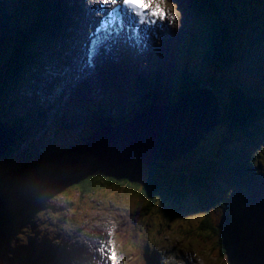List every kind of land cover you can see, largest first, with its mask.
<instances>
[{
	"label": "rangeland",
	"instance_id": "obj_1",
	"mask_svg": "<svg viewBox=\"0 0 264 264\" xmlns=\"http://www.w3.org/2000/svg\"><path fill=\"white\" fill-rule=\"evenodd\" d=\"M72 1L78 2L77 0ZM160 1L169 5L173 11L175 10L176 13L178 12L180 14L181 8L179 3L188 0ZM249 1L251 4L259 3L258 0ZM84 2L90 4L91 0H85ZM235 5V0H224L223 5H221L223 9L217 7L215 3L216 9L219 10L218 16L212 17L210 15H202L200 18L193 17L192 20L194 21L190 22L192 29L188 35V38H196V40L191 43L190 49L192 51L200 52L201 50L204 51L207 46L205 43L208 42V33L216 29L214 23L216 20L221 21V25L224 26L223 19H225L229 31L240 27L239 35H237L236 39L232 40L229 45L232 48L236 47L237 52L239 53H237V56L239 55L238 60L227 65V68L225 69L224 73L226 75V80L229 83L226 81L223 83L222 72H218L216 67L200 69L201 72L199 77H202L203 79L209 78L210 76L217 77L218 81L214 83V86L221 99L219 103L216 102V111L218 112L219 109L218 114L220 119L221 116H224L223 110L225 109V102L229 100V96L231 95V88L236 85V83L232 84L230 82H233L234 80L236 81V77L243 78L244 76V78H246L249 76L251 79H254V77L258 78L259 75L255 76L257 73L261 72L258 67H261L263 70L262 78H264V58H262L264 57V26L261 25L262 23H258L255 28H253V21L246 16L247 12L243 9L238 10L235 15L232 12V10L235 9ZM79 13H81L80 10L77 13L78 17L82 15ZM78 17L75 18V20H77V25L70 26L68 29L71 31V29L76 28L74 40L65 44H61L59 41L57 44L59 45L58 51L60 52V55H55L54 58L47 57L48 64H46V68L43 67V65L38 66L40 72L38 69L30 70L28 73L29 75L34 73V75L28 77L31 84L20 86L16 89L18 92L8 89L6 90V93L3 94V97L0 98V109L2 111L0 120L8 125H12L16 121L13 119V116H10L9 114L5 115L8 113V110L4 109L3 102L8 104L11 100H15L14 102H11L12 104L9 111L19 110L22 107V101L24 98L27 100L30 107L35 103H38L47 109V117L42 119L39 128L40 130L35 131L32 129L31 131H25L22 129L20 133H18L19 135H17L18 140L16 145L12 148H8L6 151L9 156L0 158V175L2 172H5V169L10 167H19V169H21V166L26 167V171L21 176H18L15 181L10 183V187L6 186L5 188L10 194V202L7 204V210L15 213L12 222L7 223V225L0 224V257L1 259H4L7 264H48L47 257L41 258V254L46 245L49 246V253L53 256V263L49 264L73 263L76 258L75 264H98V259L102 257L105 245L108 247L110 246V243L115 245L112 238L108 239L107 236L111 233L110 229L116 227V215H118V213H126L131 207L140 205L139 201L137 203H135L136 200L133 202L132 197L134 196L124 190L112 191V189L109 190L103 187L82 195L76 187L71 185H59V182H62L65 179L80 177L81 173H83V171L89 166H92V163L97 160L96 157L88 155L87 152L76 153L68 151L70 150L69 146L73 145L72 143H75L72 142V138H70H74L75 136H72L71 132L67 133L68 130L64 131L60 128L62 131L57 133V128L54 127L52 133H48L47 131L48 127L53 126L54 121H61L60 112L66 107H71L70 103L73 101L71 95L76 88L77 76L73 77V90L69 95H63L61 90L64 88V84H69L71 82L66 76L67 72H70L72 75V72L80 69L82 72L90 75L92 70L97 67L96 65L95 67L88 59L89 56L87 55V49L83 52L76 51L78 48L77 46H79L78 40L81 36V31L78 28L80 24ZM180 22H182V19ZM93 25L94 24L91 23V29ZM78 29L79 33H77ZM179 31H181L180 26H178L177 29V32ZM71 32L73 33L74 30ZM123 34L120 36L123 37ZM66 38V36L62 37L61 41H65ZM113 40L115 44L110 42V45L107 46L108 49H116L118 47L119 41L116 38H113ZM132 47L133 46L130 45V43L128 46L126 45V49H132ZM106 54L107 52L104 51L103 55H98V57H96V63L102 64V62L105 61ZM46 55L49 56L48 51L46 52ZM56 63H61L60 69H57L56 65H54ZM181 68L182 66L175 64L170 77L174 78L175 74L177 76V71L181 72ZM214 72H216V75ZM195 73L196 72L193 74ZM52 75H54V77L63 75L68 80H63V78L60 77V80H56L55 82L51 81L52 92L47 96L43 90L42 82L39 80L47 79L48 77L51 78ZM103 78H105V75L100 73L98 82L104 83L102 80ZM171 78L168 79L167 85H171L175 80ZM83 83H85L84 90L86 91H88L90 87H94L91 83H87L86 81H83ZM256 84L257 82H248L246 83L248 90L245 86L244 88L250 95H253L249 101L258 104L262 103L263 98L261 97L259 100L257 94H264V88H254V85ZM54 87L58 90V96H61V98L52 100L53 95H55L53 93L55 91ZM105 89L108 91L105 94V100L119 97L123 103H126L128 99L133 100L134 98V95L129 93L130 90L133 91L134 86H126L125 84L120 86L108 84ZM69 91L70 87L68 89V92ZM94 92L97 94L93 97L94 99L104 98V96H101V91L97 92V90L94 89ZM14 93L17 94L15 99L12 97ZM46 97L52 102L49 101L46 104L44 102ZM62 107L64 108L62 109ZM179 107L184 109L180 105ZM254 107H257V105ZM53 112H57L58 116ZM227 112L229 113V109ZM83 121H87V124H89V119H84ZM81 123L83 122H73L69 130L72 132L78 131L84 133V130L87 129L82 128L83 125ZM19 129H17V131ZM251 129L252 135L255 138L252 139L246 135L243 138L250 142L249 145L256 144L259 146V151H262L263 153L260 154V158L262 166H264V124L260 125V119H256L253 121ZM57 134L62 136L65 135L66 141L58 147L56 152H54L53 149L56 147L54 138L56 137V140L61 139V137L56 136ZM78 137L81 138V136ZM227 137V123L220 122L200 143H196L198 145L188 157L175 161H167L164 158H159L154 162H168L171 163V167L172 165L176 167L185 166L190 170H194L193 166L202 161L214 160L215 162H223L225 150L222 149L221 143L223 140L226 141ZM79 140L81 141L82 139ZM225 145L226 149L232 148L234 152H236V148L238 149L242 146L245 148L248 147L247 145H244L243 140L239 143L231 142ZM251 149L253 148H250V150ZM30 154H33L31 155L33 159L29 158ZM27 159H29V161L24 162ZM26 163H28L29 166ZM99 164L102 167L100 162ZM214 167L218 169L223 168L222 165H214ZM211 175L212 178L217 181V185L213 186L211 180H208L209 187H204V189L209 190V194H203V192L199 193L192 185L188 184L186 194L180 198L181 203L179 201H173L170 198L163 199L162 197H164V193H167V191L160 196L159 200L154 202L153 208H151L147 215L143 216V219H145L144 222H139L135 226L137 237L140 233L141 239H143L145 238L144 234H146L148 237H152L154 242L157 243L154 247L153 245L148 248L142 247L147 253V256L145 255V257L148 259L151 258L152 262H155L156 264H188L186 260L191 264H226L224 258L216 255L218 251L216 250L217 245L214 242L217 241L219 234L215 228H218V231H220L221 234H227L225 227L228 224L224 221L229 220L232 222V220L236 219L238 216L234 218H225L226 216L224 215L228 214L231 216V213L224 210L223 204L228 203V209L234 214L236 213L237 208L235 206L236 203L229 202L230 197H232L230 194L233 195L235 193L233 196L234 199L238 198L244 202L249 201L250 204L256 202V200L253 199L255 185L253 184V188H251L249 184H247L244 191H242V186L238 184H235V186L234 184H231L230 186L224 179V176L221 175V172H212ZM45 186L49 187V194H45L40 196V199H36L37 194H41V189ZM201 196L202 200H199ZM143 202L149 201L144 200ZM261 214L264 215L263 210ZM134 216H138L136 212L134 213ZM207 216H210L211 221L214 224L212 231L215 232V237L211 236L209 244H198L193 236L185 238L177 232L183 231L185 232L184 234H190L195 232V228L196 230H199L197 226H202L203 222L206 220L210 221ZM119 217L120 219L118 218V222L120 223V227L118 230L125 233L122 240L124 242L131 241L135 243L136 236L127 231V228L121 223L125 221V217ZM246 221L250 227L247 230L246 228H242V230H245L243 232H246L247 234L249 233L248 250L250 251V249H252V252L256 254V256L258 255V258H261L256 247L259 242L262 240L264 241V239L254 231L255 222L250 219ZM177 228L180 229L176 231ZM32 232L35 234L30 235ZM197 232H200V230ZM236 234L238 236V232ZM253 234L254 237H252ZM235 240L236 239H233V241ZM238 242H240V239ZM33 244H35V253L33 252L31 256H26L25 253L27 252V249L32 248L34 246ZM140 245L143 246V244ZM26 246H28L27 249H25ZM64 246L71 247L69 248L70 251L68 253L70 258L66 259L67 262L62 260L63 251L65 250ZM96 248L100 249L97 256L95 251ZM192 249L195 250V253L187 254V252H190ZM199 250H202V254H200ZM131 251V247H128L125 250L127 253H132ZM122 256H124V254L117 255L116 259H114L115 261L113 260V263L124 264L125 261L122 259ZM262 260H264L263 256ZM132 261L134 264H144V257L136 256L133 257L131 263ZM106 262L107 261H105L104 264H107ZM260 264L263 263L260 262Z\"/></svg>",
	"mask_w": 264,
	"mask_h": 264
},
{
	"label": "trees",
	"instance_id": "obj_2",
	"mask_svg": "<svg viewBox=\"0 0 264 264\" xmlns=\"http://www.w3.org/2000/svg\"><path fill=\"white\" fill-rule=\"evenodd\" d=\"M32 2L34 3L33 9L38 11L35 19H33L34 17H31L33 9L31 10V13H28V8L25 6L24 0H7V3L5 2L4 4L5 8L3 7V9H1L0 7V98L3 93H6V90L17 87L22 77H24V75L27 74L32 67L36 66L39 61L47 57L46 52H54V49L52 48L53 45L59 39L65 37L64 29L67 27V24H64L66 19L60 3H50L46 0H32ZM66 2L71 4V0H67ZM66 2L64 4H67ZM206 2V0H188V4H185V6L192 8L195 12L196 10L199 11L201 15H205V12L206 14L210 13V9L208 7L205 8ZM236 2L239 4L238 9H243L247 12V17L250 18V16H254L253 19L255 20L253 21V28H255L258 24L259 21L257 20L260 18L263 19L264 23V16L260 17V15L257 16V14H254V8H252L253 4H251L249 0H236ZM66 6L67 5H64L63 8L68 9ZM218 7L221 8L222 6L220 7L218 3ZM223 23L224 26H215L216 29L210 31L211 33H208L207 46L205 47V50L201 52L202 55L200 56L201 62L204 66H206V68L216 67L218 72H223V69H225L227 65L238 60L237 50L229 45L230 42L235 40L236 36L239 35V28L231 29V31H229L228 26L225 28L224 20ZM189 64L190 61H188L185 65L188 66ZM194 68L197 69L195 64H192V67L188 66L186 70L190 72V69ZM211 78L213 79L215 77L212 76ZM238 80H240L239 77L236 80V84L239 87L232 88L231 95L227 101L228 103L225 102V109L223 110L224 116H222L221 121H225L228 126L227 141L230 140L231 142L234 141L235 143H239L243 140L244 145L254 149L253 152L252 150L249 152L248 148H245L244 146L241 147L243 152L242 156L244 158L243 161L241 158L240 162L236 160L234 162L227 163V161H229V157H226L225 165L229 164L230 168H226L225 165L220 164L223 167L221 169L214 167L215 164L219 165L214 160L202 161L193 166L194 170H190L186 167H171L168 162H154L152 164H146L141 160L133 159L117 165L114 169L106 170L101 167L99 161L96 160L92 163V166H89L85 169V171H83V173H81L80 177H76L74 179L71 178L72 180L65 179L62 182H59V185H71L76 187L82 195L103 187L109 190L112 189V191H128L134 196L135 200L140 202V206L138 205V214L140 215L148 213L154 206L156 199L159 200L160 196L165 191H167V193H164L165 196L163 198L173 196L176 198V193H179L182 189L185 190L188 182L199 193L203 192V194H209V190L204 189V187H209L208 180H211L213 186L217 185V181L212 178L211 175L213 171L214 173L221 172V175L224 176V179L230 186L234 181L235 183L233 184H238L240 186H246L249 184V186H251V171L256 168L254 157L259 155V146L256 144L249 145L250 142L243 137L246 135L249 138H255L252 135L251 129L254 120L260 119V125L264 124V96H261L263 98V101L261 100L262 103L255 104L254 102L249 101L253 95H250L245 90V88L247 89L246 84ZM154 84V88H149L148 93L145 92V87L138 84L137 89H139L142 93L135 96L134 102L127 108L124 107L123 102H121L117 97L109 99L112 103L108 100H105L104 104L103 100L99 101L100 111L102 114L96 115L94 113L93 115V111L90 108H83L80 111L82 115H75V117L78 118V121H83L85 118L89 119V121H94L93 124H88L86 126L88 127V130L92 127H96L97 125H106L131 118L138 112L139 109H142L138 106V104L144 106L146 99L150 100L148 96H150L153 101H157V98L162 100L164 99V95L159 93L161 83L154 82ZM15 96L16 95L12 96L13 99H15ZM12 101L14 102L15 100H11L10 103ZM105 102L108 104L110 103L111 106L112 104L116 106V111L113 114L114 117L112 115H105L109 113L106 112V108L110 107ZM255 105H257V107H254ZM9 108L11 107L9 106ZM228 109L229 113L227 112ZM107 110L110 111V109ZM65 115L68 118L73 116L71 113L67 112ZM20 120L22 119H19V121ZM74 121L75 118H72V121L70 122L73 123ZM16 126L18 128V123H16ZM60 127L66 126L62 124ZM257 129L255 130L258 131ZM21 130L22 128L17 131V135H19L18 133H20ZM70 132L72 136H75L74 138L70 137L72 138L71 141H79V139H82L83 137V135L78 131L72 132L68 129L67 133ZM78 136H81V138ZM17 140L18 137H16V141ZM222 146H225L224 141ZM7 154L8 152L5 153L4 157L7 156ZM243 169L245 171L244 177L242 171ZM15 179L13 181H15ZM7 186L10 187L11 184L9 183ZM48 190L49 187H44V190L40 192L41 194L38 195L37 198L45 194H49ZM144 200H148L149 202H143ZM175 201H177V199H175ZM241 208H243V218L246 216L244 210H252L247 209L251 208L250 206H242ZM7 209L8 207L6 208L3 218L0 219L1 225H7V223L12 222L15 217V213ZM130 215L134 216V213L130 212ZM207 218H209L210 221H204L202 226L199 227L200 232H196L197 234L195 236L204 240L206 244H209L211 236H214L215 232L212 231L214 224L212 223L210 216H207ZM244 220L243 224L247 230L250 225L246 219ZM215 230H217V233L219 234V239L214 242L217 245L216 250L218 251V253L215 252L216 255L226 259L228 264L247 263L242 257L243 255L236 251L237 248L235 249L233 245L232 247L230 246L225 237H223L221 232L218 231V228H215ZM27 248L28 246L25 247V249ZM33 252L35 253V245L32 248L27 249L25 255L31 256ZM248 260V264H252V260ZM254 262H259V260L256 259ZM0 264H4L1 259Z\"/></svg>",
	"mask_w": 264,
	"mask_h": 264
},
{
	"label": "water",
	"instance_id": "obj_3",
	"mask_svg": "<svg viewBox=\"0 0 264 264\" xmlns=\"http://www.w3.org/2000/svg\"><path fill=\"white\" fill-rule=\"evenodd\" d=\"M199 95L200 93L192 94L190 98L194 99ZM216 102V98L211 96V100L207 99L195 108H190L181 101L167 107L166 109H170L167 113L149 109L116 126L98 128L93 134L85 137L84 144L71 146L68 151L87 152L88 155L96 157L106 170L114 169L135 157L145 163L154 162L159 158L172 160L189 151L206 131L219 122ZM191 118L194 119L193 122ZM14 133L17 135L16 131ZM6 134V130L0 126V157L14 140V137ZM25 170L26 167L11 170L0 177V219L3 217L8 197V193L3 192V186Z\"/></svg>",
	"mask_w": 264,
	"mask_h": 264
},
{
	"label": "bare ground",
	"instance_id": "obj_4",
	"mask_svg": "<svg viewBox=\"0 0 264 264\" xmlns=\"http://www.w3.org/2000/svg\"><path fill=\"white\" fill-rule=\"evenodd\" d=\"M47 2H50V3H52V2H59L60 3V5H61V7H62V10H63V14H64V16H65V19H66V22H64V24H66L67 22H69V23H71V24H74V25H76V23H77V20H75V21H71L70 19H71V12H70V10H68L69 9V2H66L67 0H46ZM78 1V4L79 5H77V7L78 8H80V11H81V16H77L78 17V19H79V21H80V24H79V29H80V31H81V36L79 37V46H77L78 47V50L80 51V52H83L85 49H87L91 54H94L95 52H96V57H98V55H99V50L97 49V47H94L93 45H92V43H91V40H92V38L95 36V31H91V28H90V26H91V23H93V24H97V23H99V22H101L100 20L102 19V18H104V16H103V13H104V11H107V8L108 7H110V5L112 4L111 2H110V0H109V2L108 3H106V4H104L103 2H102V0H91V3L90 4H86L84 1L85 0H77ZM67 3V4H64V3ZM185 4H188V1H181L180 3H179V6H180V8L182 9V8H184V7H186L185 6ZM64 5H67L66 7H68V9H65V8H63V6ZM98 6H99V8H98ZM77 11V10H76ZM175 11V10H174ZM173 11V13H174V16H173V19H172V21H171V23H168L167 25H168V27H169V29H168V35L171 37V38H177L179 35H180V31L179 32H177V29H178V26H180V30L182 29V24L183 23H185V16L184 15H180L178 12L176 13V11L174 12ZM187 12V11H186ZM185 12V13H186ZM182 19V22H180V20ZM224 21H225V23H226V20L225 19H223ZM116 22H121L126 28H127V30H124L123 31V37H121V36H119V37H117L116 39L119 41V45H118V47L116 48V50L118 51V52H120V53H125L126 52V50H125V48L123 47L124 45H127L128 46V44H129V40L128 39H126V32L128 31V30H130L129 28H128V26H127V24L125 23V22H123V21H116ZM116 24V23H115ZM118 24V23H117ZM117 26V25H116ZM120 26V25H119ZM112 29H114V27H112V25L110 26ZM65 28V27H64ZM119 28V27H118ZM225 28H226V25H225ZM79 29H78V31H77V33H79ZM114 30H117V29H114ZM100 34H104V30H102L101 32H99ZM64 35L67 37L66 38V40L65 41H63V44H65V43H68V42H70V41H73L74 40V38H75V36L73 35V33L71 32V31H69L68 29H64ZM85 38H86V40H85ZM97 39H98V37H96L95 38V45H96V43H97ZM127 40V41H126ZM111 43H113V44H115L114 43V40L112 39L111 40ZM233 54H234V52H233ZM123 56H128L127 54H123ZM136 56H138L137 54H133V57H136ZM262 57V56H261ZM262 58H264V57H262ZM130 60H132V58H130ZM165 66V65H164ZM56 68L57 69H60L61 68V64H57L56 65ZM180 72H178L177 71V77L176 78H178L179 76H180ZM67 77H68V73H67V75H66ZM71 77V76H70ZM69 77V78H70ZM44 78V77H43ZM68 78V79H69ZM185 78H186V80H187V82L188 83H192L193 81H194V79L192 78V76H190L189 74H186L185 75ZM55 78L53 77V76H51V78L50 77H48L47 79H43V80H39L40 82H42V85H43V90H44V92H45V94L48 96L49 95V93H51L52 91H51V87H52V84H51V81H53ZM240 80H238V81H241L242 83L244 82L245 84L246 83H256L257 81H258V78H255L254 77V79L252 78H250L249 76H247L246 78H244V76H243V78H239ZM237 87H239L237 84L233 87V88H237ZM168 91V93L170 92L169 90H165V92H167ZM16 92H17V90H16ZM54 94L55 95H53V99H55V98H58L59 96H58V94H57V91L55 90V92H54ZM164 94H166V93H164ZM14 95H16L17 96V94H15L14 93ZM13 95V96H14ZM21 96V95H20ZM257 97H259V98H261V94H258L257 95ZM211 100V94L209 93V92H204V93H200V95H199V97H197V98H194V99H191V98H189V97H184L183 99H182V101L184 102V103H186V104H188V107H190V108H195V107H197L200 103H203L205 100ZM48 101H50V99L48 98V97H46V99H45V101L44 102H48ZM10 104H12V103H10ZM8 108V107H7ZM14 118V117H13ZM15 118H16V116H15ZM172 118V117H171ZM173 119V118H172ZM192 122L194 121V119L193 118H191L190 119ZM16 133H17V131H16ZM226 141H227V139H226ZM14 145H11V147H9V148H12ZM241 149V148H240ZM9 156V154H7V156H5V157H8ZM242 161H243V159H241ZM11 170H19V168H12V167H10V168H8V169H5V172L3 173L2 172V174L0 175V177L1 176H3L4 174H6V173H8L9 171H11ZM26 171V170H25ZM23 174V173H22ZM21 174V175H22ZM21 175H15L14 177H13V179L10 181V182H8V183H6L4 186H3V192H7L6 190H5V188H6V186L9 184V183H11L16 177H18V176H21ZM210 183V182H209ZM244 186V185H243ZM6 202H7V204H8V202H9V198L7 197V200H6ZM6 204V205H7ZM256 206H259V205H256ZM7 208V207H6ZM6 208H5V210H4V212H3V216H4V214H5V212H6ZM259 208L261 209V207L259 206ZM3 218V217H2ZM56 227V226H55ZM252 237H254V235L252 236ZM65 247V249H67L68 251H70V249L69 248H71V247H66V246H64ZM96 251V255H97V250H95ZM74 254V253H73ZM0 259H1V257H0ZM144 259H145V256H144ZM2 261H3V263L4 264H7V262L4 260V259H1ZM148 264V263H147Z\"/></svg>",
	"mask_w": 264,
	"mask_h": 264
},
{
	"label": "snow or ice",
	"instance_id": "obj_5",
	"mask_svg": "<svg viewBox=\"0 0 264 264\" xmlns=\"http://www.w3.org/2000/svg\"><path fill=\"white\" fill-rule=\"evenodd\" d=\"M104 4L108 3L109 0H102ZM114 5L118 4V0H110ZM99 8V6H98ZM123 15L127 16L129 24H133L139 18V22L143 23L145 21V15L150 16H159L164 17L165 11L161 8L159 4H156L155 7L152 6V0H123L122 5H118L113 8L109 15L101 20L100 27L96 29V32L99 33L102 30L108 29L114 22L121 20ZM155 23V21H153ZM99 38L97 42H99ZM113 259L115 256L113 255Z\"/></svg>",
	"mask_w": 264,
	"mask_h": 264
},
{
	"label": "clouds",
	"instance_id": "obj_6",
	"mask_svg": "<svg viewBox=\"0 0 264 264\" xmlns=\"http://www.w3.org/2000/svg\"><path fill=\"white\" fill-rule=\"evenodd\" d=\"M71 120H72V118H71ZM1 157H2V156H1ZM1 157H0V158H1ZM3 157H4V155H3ZM45 187L47 188L48 186H45ZM42 189L44 190V188H42ZM42 189H41V191H42ZM127 192H128V191H127ZM5 193H8V198H9V196H10L9 192H5ZM38 195H40V194H37V196H38ZM37 196H36V199H40V197L37 198ZM133 198H134V197H132V199H133ZM32 204H33V203H32ZM38 204H39V203H38ZM38 204H37V205H38ZM33 205H34V204H33ZM6 207H8V206L6 205Z\"/></svg>",
	"mask_w": 264,
	"mask_h": 264
}]
</instances>
